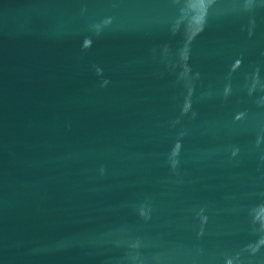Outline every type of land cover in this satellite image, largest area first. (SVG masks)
I'll return each mask as SVG.
<instances>
[{
  "label": "water",
  "instance_id": "1",
  "mask_svg": "<svg viewBox=\"0 0 264 264\" xmlns=\"http://www.w3.org/2000/svg\"><path fill=\"white\" fill-rule=\"evenodd\" d=\"M0 264H264V0H0Z\"/></svg>",
  "mask_w": 264,
  "mask_h": 264
}]
</instances>
